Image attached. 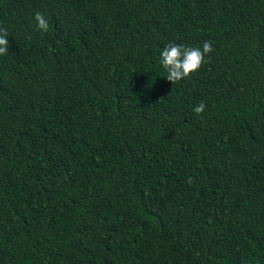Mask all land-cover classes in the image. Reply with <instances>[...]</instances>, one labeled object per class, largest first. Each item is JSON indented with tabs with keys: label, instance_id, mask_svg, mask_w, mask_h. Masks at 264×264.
<instances>
[{
	"label": "trees",
	"instance_id": "1",
	"mask_svg": "<svg viewBox=\"0 0 264 264\" xmlns=\"http://www.w3.org/2000/svg\"><path fill=\"white\" fill-rule=\"evenodd\" d=\"M0 27V264H264V0H0Z\"/></svg>",
	"mask_w": 264,
	"mask_h": 264
},
{
	"label": "clouds",
	"instance_id": "2",
	"mask_svg": "<svg viewBox=\"0 0 264 264\" xmlns=\"http://www.w3.org/2000/svg\"><path fill=\"white\" fill-rule=\"evenodd\" d=\"M37 22V28L47 31L49 28L48 21L40 12H36L34 16ZM8 29L0 27V55H6L9 49ZM213 51L212 45L209 41H204L201 46H185L170 42L166 44L160 52V63L165 70L161 75L173 84L189 77L192 73L198 71L203 63L205 57ZM206 105L201 102L195 106L193 111L196 114H201ZM189 183L192 178L189 177Z\"/></svg>",
	"mask_w": 264,
	"mask_h": 264
}]
</instances>
